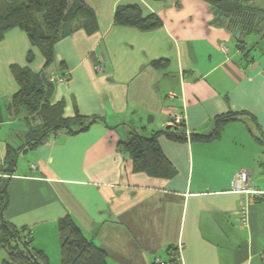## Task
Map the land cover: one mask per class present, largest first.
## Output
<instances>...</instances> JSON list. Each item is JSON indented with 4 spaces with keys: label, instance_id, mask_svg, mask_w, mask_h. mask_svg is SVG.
Masks as SVG:
<instances>
[{
    "label": "crops",
    "instance_id": "crops-1",
    "mask_svg": "<svg viewBox=\"0 0 264 264\" xmlns=\"http://www.w3.org/2000/svg\"><path fill=\"white\" fill-rule=\"evenodd\" d=\"M82 1L95 13L98 29L62 39L46 76L53 83L59 76L69 80L55 83L51 98L53 105L64 102L65 118L96 120L86 131L62 129L21 152L12 173L6 149L25 143L13 147L11 136L0 135V185L8 182L10 200L5 219L31 231L32 247L49 264H61L58 223L66 217L107 252V264L167 262L179 247L183 264H264V148L255 138L264 134V53L252 56L253 48L245 47V36L264 19L241 40L212 24L216 10L206 0ZM119 6H138L161 24L148 31L118 27ZM29 49L21 29L0 42V125L24 121V135L39 120L7 109L19 90L12 68H43L38 50L28 64ZM158 61L167 63L157 67ZM231 112L249 113L259 127L245 117L226 125L216 140L191 139ZM175 115L183 116L187 140L163 135L159 144L176 176L135 171L124 143L134 132L149 137L166 131ZM22 155L27 162H20ZM240 170L252 172L248 188L259 195L235 190Z\"/></svg>",
    "mask_w": 264,
    "mask_h": 264
},
{
    "label": "trees",
    "instance_id": "trees-1",
    "mask_svg": "<svg viewBox=\"0 0 264 264\" xmlns=\"http://www.w3.org/2000/svg\"><path fill=\"white\" fill-rule=\"evenodd\" d=\"M206 1L215 10L228 13L239 22L241 29L247 31L246 33L256 29V17L262 11L250 5L252 0ZM114 22L118 27H133L142 31L155 29L161 24L155 15L144 16L138 6H119ZM13 29H21L28 36L30 42L28 64L34 63L36 50L42 54L44 64L39 73H34L29 67L12 68L19 90L13 96L7 112L12 115L25 110L33 120H39L40 124L31 130L22 148L15 150L7 147L4 161L9 173L15 171L21 152L35 148L45 142L50 135L62 129H66L70 134L86 131L96 120L93 118L89 121L79 114L73 119L65 118L64 102L51 104L56 85L46 76L48 69L55 63L56 45L62 39L79 29H84L88 34L97 31V18L93 10L82 0H0V42ZM240 43L239 47L242 48L243 41ZM166 63L158 61L155 65L161 67ZM245 117H249L258 125L256 119L247 112H231L215 119L214 130L211 133H194L191 139L198 142L216 140L226 125L245 121ZM3 121L0 103V123ZM163 135L175 142L187 140L184 123L173 124L170 129L149 137L138 132L130 135L124 143V150L132 159L135 171L164 179H173L176 176V169L159 144V138ZM260 135L255 138L264 148V134ZM261 169H264V166ZM9 203L8 182L4 181L0 185V247L7 251L8 261H4L3 264H49V258L42 251L32 247L31 231L18 229L5 219ZM58 229L61 264H107V252L88 240L70 217L61 219Z\"/></svg>",
    "mask_w": 264,
    "mask_h": 264
},
{
    "label": "rangeland",
    "instance_id": "rangeland-1",
    "mask_svg": "<svg viewBox=\"0 0 264 264\" xmlns=\"http://www.w3.org/2000/svg\"><path fill=\"white\" fill-rule=\"evenodd\" d=\"M250 5L253 6V7L257 6V7L261 8V9H264V0H252V1H250ZM257 30H258L257 32H253V33L248 34L247 36H245V43H247V45L246 46L244 45V46L246 48H248V50H246V51H249L252 48L254 49L256 47L254 51H253V49L251 50L252 51L251 52L252 56L257 54L259 57H263L261 55V51L263 50V53H264V48H263L264 47V43L262 45L260 43L262 41L261 39L264 36V20L261 22V24L257 28ZM228 45H230L232 47L233 44L232 43H228ZM59 77H56V79H54V84L55 83L57 84V79H59ZM3 108L5 109V107H3ZM3 112H5V111H3ZM17 122L18 123L17 124L15 123V125H10L11 123L7 124V125H5V124L4 125H0V126H2V129L0 131V135L1 136L2 135L11 136L10 144L13 147L22 146L24 143L27 142V139H28V135L27 134L24 135L23 134L24 132L22 131L23 128H21V127L25 126L24 121H17ZM32 125H33V123H32ZM12 134L14 135V137H13ZM24 161L27 162V157H24V155H22L21 159H20V162L22 163ZM4 261H8V253L3 247H0V264H3Z\"/></svg>",
    "mask_w": 264,
    "mask_h": 264
},
{
    "label": "built area",
    "instance_id": "built-area-1",
    "mask_svg": "<svg viewBox=\"0 0 264 264\" xmlns=\"http://www.w3.org/2000/svg\"><path fill=\"white\" fill-rule=\"evenodd\" d=\"M226 47L223 46L222 50L226 51ZM56 82V81H55ZM68 78L65 76H60L59 79H57V84L66 85L68 84ZM183 123V116L182 115H175L173 119L174 125H181ZM262 171L264 169H261ZM252 175V172L250 170H240L236 176H235V190L239 192H245L247 194H252L254 196L259 195L261 192L258 190H252L248 188L250 177ZM245 210L246 208H243V211L241 212V217L243 220H245ZM181 248L179 247V252L175 256L174 259L171 261H163L161 259L155 258L152 264H183L182 256H181Z\"/></svg>",
    "mask_w": 264,
    "mask_h": 264
},
{
    "label": "water",
    "instance_id": "water-1",
    "mask_svg": "<svg viewBox=\"0 0 264 264\" xmlns=\"http://www.w3.org/2000/svg\"><path fill=\"white\" fill-rule=\"evenodd\" d=\"M214 16H215V18L213 19L212 24L219 25L222 27L226 26L231 31V33L233 34V36L235 38L241 39L242 36L246 35L247 31L242 30L239 22H237L234 18L230 17V15L228 13L225 14L223 12H220L219 10H216L214 12ZM262 19H264V15L259 14L256 17L255 26H258ZM168 129H170V128H168ZM213 130H214V126H211L204 133L209 134Z\"/></svg>",
    "mask_w": 264,
    "mask_h": 264
}]
</instances>
